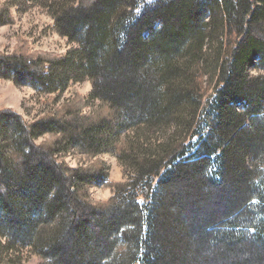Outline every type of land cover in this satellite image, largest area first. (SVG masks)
Here are the masks:
<instances>
[{"label": "trees", "instance_id": "1", "mask_svg": "<svg viewBox=\"0 0 264 264\" xmlns=\"http://www.w3.org/2000/svg\"><path fill=\"white\" fill-rule=\"evenodd\" d=\"M41 2L73 46L0 52V79L92 89L32 121L0 109V248L41 264H264V0ZM102 152L126 180L97 203Z\"/></svg>", "mask_w": 264, "mask_h": 264}, {"label": "rangeland", "instance_id": "2", "mask_svg": "<svg viewBox=\"0 0 264 264\" xmlns=\"http://www.w3.org/2000/svg\"><path fill=\"white\" fill-rule=\"evenodd\" d=\"M43 4L41 0H0V7H7L11 14L10 22L0 24V52L19 50L28 54L61 55L73 46L67 38L55 32L53 17ZM260 71L253 70L255 73ZM91 89V82L85 80L69 84L61 94H46L37 92L31 86L15 85L9 79H0V109H11L27 121H32L44 113L53 112L63 101L75 96L87 101ZM95 103L90 101L85 110L89 111ZM43 137L38 138V142ZM63 160L72 167L83 163L74 152L64 154ZM89 162L103 163L107 174L106 183L90 187L93 201L103 203L112 195L113 185L125 182V169L114 152H102ZM0 264H41V260L28 247L12 250L5 247L0 248Z\"/></svg>", "mask_w": 264, "mask_h": 264}]
</instances>
